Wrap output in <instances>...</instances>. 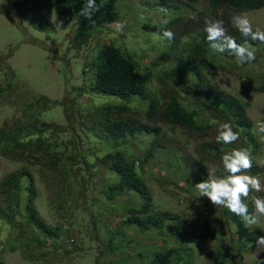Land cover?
Instances as JSON below:
<instances>
[{"label": "trees", "instance_id": "obj_1", "mask_svg": "<svg viewBox=\"0 0 264 264\" xmlns=\"http://www.w3.org/2000/svg\"><path fill=\"white\" fill-rule=\"evenodd\" d=\"M96 3L99 11L87 20L80 15L84 0H14L18 15L35 27L55 28L45 10H54L62 26L75 23L73 41L96 50V70L90 87L76 89L81 99L85 93L90 97L87 106L64 101V125L41 122L42 108L56 104L50 98L0 88L1 101L13 94L27 98L22 118L0 127V157L19 165L0 177V264L5 252L41 259L45 248L72 264L84 255L75 227L79 219L90 223L88 242L96 250L88 251L94 264H197L199 240L215 241L206 264H257L247 263L244 255L257 248L262 229L214 207L195 184L209 178L204 164L211 160L220 162L217 177L225 175L224 152L246 149L253 166L260 157L264 135L254 134L245 104L221 90L210 74L238 73L244 90L264 91L258 89L264 82V43L242 37L232 24L233 16L263 8L264 0H142L138 11L134 0ZM145 6L154 11L143 12ZM207 19L223 21L237 43L247 39L255 60L238 64L229 53L211 48L204 32ZM119 22L123 31L116 30ZM164 30L173 32V39L163 38ZM95 34L103 36L93 44ZM255 63L261 64L260 78L253 81L243 66ZM104 97L107 102L100 101ZM224 122L242 144L216 142ZM178 132L187 143L214 141L188 154L171 141ZM161 158L170 163L167 172L158 164ZM253 166L250 173L263 179L264 169ZM151 180L171 182L200 201L195 210L204 208L207 214L160 210ZM183 182L186 186H180ZM253 197L264 198V191L242 197L250 212ZM45 204L49 220L39 210Z\"/></svg>", "mask_w": 264, "mask_h": 264}, {"label": "rangeland", "instance_id": "obj_2", "mask_svg": "<svg viewBox=\"0 0 264 264\" xmlns=\"http://www.w3.org/2000/svg\"><path fill=\"white\" fill-rule=\"evenodd\" d=\"M142 0H134L136 11L140 9ZM145 13L154 11L150 6H145L142 10ZM44 17L55 25V28L48 30L35 27L28 18H21L14 7V0H0V88L6 91L16 90L20 95L28 93L31 95L46 96L54 101L56 104L50 109L43 110L41 114L42 123H59L65 124L64 109L66 104L64 101L70 99L75 100L77 105L81 108L87 106V100L90 98L86 93L83 98L78 96L76 89L82 87L86 90L90 87L91 82L95 76L94 58L95 51H92L87 45L79 46L73 41L76 32H73L75 23L68 26H62L59 23L57 14L54 10L43 11ZM240 15L246 16L253 31L257 29L264 32V7L243 13ZM140 20V18L138 19ZM133 23V21L124 20L123 24ZM122 25V22L118 23ZM117 24V25H118ZM116 25V27H117ZM76 26V25H75ZM123 31V29H122ZM133 32V30H131ZM130 32V29H129ZM104 34V33H101ZM103 35L95 34L93 37V44L98 38ZM104 40V39H103ZM264 60V59H262ZM260 63L254 65H244V72L250 73L253 81L258 80V68ZM243 72V73H244ZM213 82L221 89L235 97L241 99L247 108V115L253 121L254 127L256 121L264 120V91L249 93L242 88V78L238 73H226L213 71L211 74ZM246 77V76H245ZM263 85L258 87L261 89ZM70 96L72 98H70ZM11 97H13L11 99ZM26 97L17 98L16 94L6 96L0 100V127L5 122H13L17 118H22V105L25 103ZM100 101H108V97L102 98ZM73 108V105H72ZM256 135H260L254 132ZM174 142L176 148L182 149L188 154L195 153L201 143L213 142L211 137H206L199 141L198 144L191 140L190 143L185 141L184 136L178 132L175 136ZM256 138L261 141V137ZM242 144L243 141L239 139L235 142ZM260 157L257 159L253 168L264 169V137H262V148ZM162 159V160H161ZM158 159V164L162 165V171L167 172L166 167H170L169 162H163V158ZM18 162L7 160L0 157V177L4 176L10 171H16L19 167ZM208 167L209 173H213L216 177L220 162L219 160H211L209 164H204ZM246 174L255 176L248 171ZM259 178V177H258ZM262 186H264V178L261 179ZM180 186H186L183 182ZM154 196V200H158L161 204L160 210L169 211L170 213H178L182 216L190 215L193 211L196 216L206 215L207 211L202 208L195 210V205L200 201L191 195H186L173 188L171 182L151 180L149 182ZM257 193V192H255ZM220 207H218L219 209ZM42 217L49 220L47 204L39 207ZM217 216V215H216ZM218 217V216H217ZM258 226L264 233V215H258ZM76 229L83 238L82 252L84 255L75 260L72 264H94L92 248L88 242L87 229L90 223H82L78 220ZM212 243L199 240L196 243V263L206 264V257L209 251L212 250ZM229 244L227 243L226 246ZM71 248H74L71 245ZM32 251H35L34 249ZM5 264H66L65 259L58 260L59 257L52 252L44 249V254L41 259H30L23 251L18 253L5 252ZM42 254V253H41ZM247 263H253L257 259L264 260V249L256 248L250 253L244 255Z\"/></svg>", "mask_w": 264, "mask_h": 264}, {"label": "clouds", "instance_id": "obj_3", "mask_svg": "<svg viewBox=\"0 0 264 264\" xmlns=\"http://www.w3.org/2000/svg\"><path fill=\"white\" fill-rule=\"evenodd\" d=\"M96 11H99L96 0H84V7L80 10V15L87 20H91L93 13ZM140 18L144 19L143 16ZM192 18L196 19L195 16ZM232 24L242 37L264 43V32L258 29L253 31V27L246 16H233ZM204 25V32L207 34L206 39L211 48L221 53H229L236 58L238 64L255 60V49L248 44L247 39L243 44L237 43L234 37L226 33L223 21L207 19ZM122 29L123 25L118 24L116 30L122 31ZM162 36L171 40L174 33L170 30H164ZM254 131L257 134L264 135V121H256ZM215 139L217 143L229 145L239 139V134L233 130L229 123L224 122L219 124ZM221 165L225 175L216 177L213 173H210L209 178L196 183L195 188L200 196L207 197L214 207L227 208L246 225H256L258 215H264V198L253 197L254 210L252 212L249 211L248 205L242 200V197H248L251 191H264V186H262L258 177L246 174L253 166L250 153L242 148L224 152L221 155ZM255 243L257 248L264 249V236L257 237ZM257 264H264V260L257 259Z\"/></svg>", "mask_w": 264, "mask_h": 264}]
</instances>
